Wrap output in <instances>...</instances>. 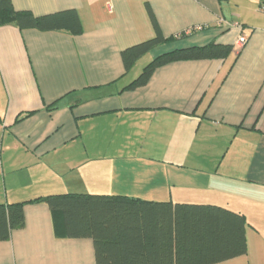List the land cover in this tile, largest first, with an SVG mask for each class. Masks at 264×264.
Segmentation results:
<instances>
[{"label": "crops", "instance_id": "1", "mask_svg": "<svg viewBox=\"0 0 264 264\" xmlns=\"http://www.w3.org/2000/svg\"><path fill=\"white\" fill-rule=\"evenodd\" d=\"M229 2L12 0L36 15L75 8L83 32L0 26V203L76 192L217 204L245 215L247 253L214 264H264V0ZM147 3L174 36L150 61L212 41L233 52L128 88L150 62L130 76L122 56L155 35ZM24 217L0 239V264H97L94 240L68 237L47 203Z\"/></svg>", "mask_w": 264, "mask_h": 264}, {"label": "trees", "instance_id": "2", "mask_svg": "<svg viewBox=\"0 0 264 264\" xmlns=\"http://www.w3.org/2000/svg\"><path fill=\"white\" fill-rule=\"evenodd\" d=\"M155 35L122 51L126 72L165 37L147 3ZM15 24L20 29L83 32L77 9L36 15L17 10L12 0H0V26ZM231 43L212 41L164 52L150 61L129 84H146L159 66L193 59H225ZM45 202L60 217L68 237L94 240L97 264H214L247 253V221L244 214L212 203L154 201L115 194L54 193L0 203V239L24 224V206Z\"/></svg>", "mask_w": 264, "mask_h": 264}, {"label": "rangeland", "instance_id": "3", "mask_svg": "<svg viewBox=\"0 0 264 264\" xmlns=\"http://www.w3.org/2000/svg\"><path fill=\"white\" fill-rule=\"evenodd\" d=\"M259 1V0H258ZM230 4H229V6L231 5V8H235L236 7V0H231V2H229ZM243 5H246V4H242L241 3V5L239 6V7H241L242 8V6ZM247 6V5H246ZM152 56H151V54L150 53H147V54H145L144 56H142L141 58H140V60H138V62H137V64L131 69V72H130V76H135V73L137 72L138 74H139V72H140V70L143 68V66L147 63V62H149L150 61V58H151ZM123 190V189H122ZM174 190H176L177 191V193L179 192L178 191V189L177 188H175ZM124 191V190H123ZM174 198H178L176 195L174 196ZM191 199H193V200H208V199H205L206 197H201V196H197L196 197V199H194V197H190ZM224 202V201H223ZM224 204H225V202H224Z\"/></svg>", "mask_w": 264, "mask_h": 264}, {"label": "built area", "instance_id": "4", "mask_svg": "<svg viewBox=\"0 0 264 264\" xmlns=\"http://www.w3.org/2000/svg\"><path fill=\"white\" fill-rule=\"evenodd\" d=\"M262 10L264 11V4L262 5ZM202 28H203L202 26H197V27L194 28V30H200V29H202ZM191 30H192V29H191ZM245 41H246V37H245V36H241V37L239 38L238 43H239V44H243Z\"/></svg>", "mask_w": 264, "mask_h": 264}]
</instances>
